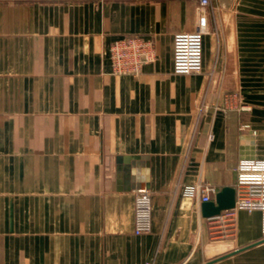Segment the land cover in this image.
<instances>
[{"label":"crops","instance_id":"obj_1","mask_svg":"<svg viewBox=\"0 0 264 264\" xmlns=\"http://www.w3.org/2000/svg\"><path fill=\"white\" fill-rule=\"evenodd\" d=\"M197 6L0 1V264H206L264 239L261 211L206 217L187 191L235 187L239 162L264 158V0H211L203 69L176 72ZM136 34L157 59L112 73L111 45ZM234 93L244 107H226ZM245 260L264 264V241L209 264Z\"/></svg>","mask_w":264,"mask_h":264},{"label":"built area","instance_id":"obj_2","mask_svg":"<svg viewBox=\"0 0 264 264\" xmlns=\"http://www.w3.org/2000/svg\"><path fill=\"white\" fill-rule=\"evenodd\" d=\"M211 0H198L199 26L193 31H181L174 38V69L180 73L200 72L203 69V37L208 30V13ZM157 49L152 39L140 34L125 36L113 42L110 47L112 73L117 75L139 74L144 65L157 59ZM226 98V107L242 108L236 94ZM249 127V124H245ZM212 138L213 135L211 134ZM238 179L236 205L230 209L259 210L262 213L264 233V158L242 159L237 166ZM187 191L201 195L203 201L211 200V193L219 190L213 184L188 186ZM135 232H148L152 224V194L147 189L138 190L134 203Z\"/></svg>","mask_w":264,"mask_h":264},{"label":"water","instance_id":"obj_3","mask_svg":"<svg viewBox=\"0 0 264 264\" xmlns=\"http://www.w3.org/2000/svg\"><path fill=\"white\" fill-rule=\"evenodd\" d=\"M131 157L130 156H119L118 157V162H122L125 160H129ZM236 205V189L233 186H225L221 190H219L215 196L214 200H209V201H204L202 204L203 208V214L206 217H215L219 216L223 211L225 210H230L235 208ZM264 239L255 242L249 246H245L242 248H238L234 251L228 252L224 255L218 256L212 260H209L206 262V264L212 263L214 261L220 260L222 258H225L227 256L233 255L245 248H248L252 245L258 244L260 242H263Z\"/></svg>","mask_w":264,"mask_h":264},{"label":"rangeland","instance_id":"obj_4","mask_svg":"<svg viewBox=\"0 0 264 264\" xmlns=\"http://www.w3.org/2000/svg\"><path fill=\"white\" fill-rule=\"evenodd\" d=\"M0 1L5 2L6 0H0ZM207 27H209V26H207ZM225 264H231V263L229 262V263H225ZM233 264H235V263H233ZM240 264H247V261L246 260L245 261H242V262H240Z\"/></svg>","mask_w":264,"mask_h":264}]
</instances>
